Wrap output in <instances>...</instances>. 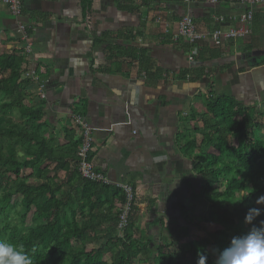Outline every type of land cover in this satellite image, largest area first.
Returning <instances> with one entry per match:
<instances>
[{"label":"crops","instance_id":"crops-1","mask_svg":"<svg viewBox=\"0 0 264 264\" xmlns=\"http://www.w3.org/2000/svg\"><path fill=\"white\" fill-rule=\"evenodd\" d=\"M244 10L235 3L174 0H91L89 7L83 0H27L23 5L21 21L32 43L29 69L39 77L27 90L44 107L50 137L61 144L66 132L80 137L73 116L83 117L93 131L90 158L109 179L110 198L121 194L118 185L133 188L135 230L143 241L167 243L173 229L184 230L207 216L206 206L196 200L201 181L194 165L215 151L200 147L186 156L181 137L189 125L201 145L210 93L245 105L264 103V6L253 8L248 36L220 47L173 40L184 16L201 31L226 32L237 24L217 19ZM5 34L17 38V20L0 4V37ZM67 176L59 173L63 181ZM76 187L72 181L63 189L75 195L81 191ZM120 205L115 198L108 207L116 216Z\"/></svg>","mask_w":264,"mask_h":264},{"label":"trees","instance_id":"trees-1","mask_svg":"<svg viewBox=\"0 0 264 264\" xmlns=\"http://www.w3.org/2000/svg\"><path fill=\"white\" fill-rule=\"evenodd\" d=\"M90 1L83 0L84 7H89ZM3 36L0 240L22 245L33 264H198L201 256L206 264H216L231 239L247 232V209L257 206L256 198L264 195V103L245 105L234 97L210 93L211 113L204 119L201 145L197 146V131L190 130L189 125L181 137L186 156L200 147L205 153L210 148L215 151L194 165L201 181L196 200L206 206L207 216L191 221L184 230L173 229L167 243L143 241L135 230L138 212L134 200L121 238L118 214H112L108 206L115 198L123 204V193L118 191L121 194L111 199L113 187L81 177V136L75 139L73 132H66L63 144L50 137L44 107L34 103L27 90L31 80L24 75L29 70V55L19 39ZM25 171L30 172L25 175ZM62 171L68 176L61 182ZM72 181L81 190L74 195L81 224L71 212L64 213L60 204L51 205L64 185ZM69 202L70 196L66 199ZM261 220L264 215L257 223ZM202 231L208 238H193ZM103 240L104 244L94 247Z\"/></svg>","mask_w":264,"mask_h":264},{"label":"built area","instance_id":"built-area-1","mask_svg":"<svg viewBox=\"0 0 264 264\" xmlns=\"http://www.w3.org/2000/svg\"><path fill=\"white\" fill-rule=\"evenodd\" d=\"M27 0H0V4L8 8L9 13L17 20V37L22 42L28 55L32 53V43L27 26L21 21L23 13V5ZM153 1V0H151ZM164 1V0H155ZM186 5L204 3L208 5H219L221 3H235L245 8L244 12L237 15L221 16L217 19L218 23H235L237 26L231 27L228 31L222 29H214L212 31H201L195 25L194 20L190 16H184L178 25V31L174 35V42L184 41L191 45H198L210 41L215 47L222 46L228 40H236L244 38L251 33L253 23V8L256 6H264V0H174ZM197 56V51L194 56ZM25 78L31 82L38 83L39 77L35 70L29 69ZM74 122L81 130V144L78 150L79 172L83 179L95 182L104 186H111L109 179L102 173L98 172L95 164L92 162L90 155L93 148V131L88 123L80 115L73 116ZM118 191L123 193L125 201L120 205L118 210V236L123 237L128 226L130 215L132 212L135 194L133 188L128 185H118Z\"/></svg>","mask_w":264,"mask_h":264},{"label":"clouds","instance_id":"clouds-1","mask_svg":"<svg viewBox=\"0 0 264 264\" xmlns=\"http://www.w3.org/2000/svg\"><path fill=\"white\" fill-rule=\"evenodd\" d=\"M255 203L257 206L249 207L245 215L247 232L231 239L216 264H264V220L257 223V218L264 215V195ZM0 264H33V259L22 245L0 240ZM198 264H206V258L201 256Z\"/></svg>","mask_w":264,"mask_h":264},{"label":"rangeland","instance_id":"rangeland-1","mask_svg":"<svg viewBox=\"0 0 264 264\" xmlns=\"http://www.w3.org/2000/svg\"><path fill=\"white\" fill-rule=\"evenodd\" d=\"M1 38L4 39V36H1L0 40H1ZM16 39H18V37ZM29 172L30 171H25V175L28 174ZM62 181L63 180L61 178V182ZM69 196L71 197L72 202L71 203L70 202L66 203V199ZM20 199H21V196L18 198L16 204H18L20 202ZM55 204H60L61 205V209L63 210L64 213L71 212L73 214L74 219L77 221V223L81 222L80 215L77 212L78 204H77L76 198H74V194L70 195L69 193H67L63 189L61 192H59L55 196V198L53 199V201L51 203V205H55ZM194 238H196L197 240L201 241L202 239L208 238V235L205 232L202 231V232L194 234ZM99 245H101V243ZM213 254H215V253L213 252ZM107 260H108V257H106V261Z\"/></svg>","mask_w":264,"mask_h":264}]
</instances>
